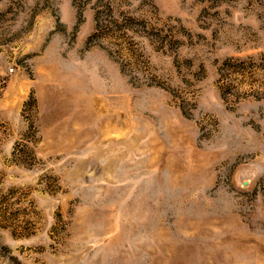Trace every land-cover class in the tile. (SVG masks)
<instances>
[{"label":"rangeland","instance_id":"rangeland-1","mask_svg":"<svg viewBox=\"0 0 264 264\" xmlns=\"http://www.w3.org/2000/svg\"><path fill=\"white\" fill-rule=\"evenodd\" d=\"M0 264H264V0H0Z\"/></svg>","mask_w":264,"mask_h":264},{"label":"built area","instance_id":"built-area-1","mask_svg":"<svg viewBox=\"0 0 264 264\" xmlns=\"http://www.w3.org/2000/svg\"><path fill=\"white\" fill-rule=\"evenodd\" d=\"M11 70H13V69H11Z\"/></svg>","mask_w":264,"mask_h":264}]
</instances>
